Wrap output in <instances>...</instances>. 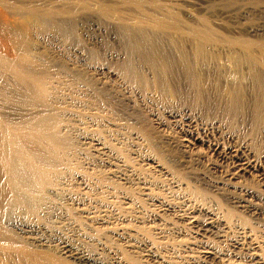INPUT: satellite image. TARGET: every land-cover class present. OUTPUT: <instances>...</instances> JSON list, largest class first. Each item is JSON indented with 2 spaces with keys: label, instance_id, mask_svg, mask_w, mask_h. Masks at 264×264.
<instances>
[{
  "label": "bare ground",
  "instance_id": "bare-ground-1",
  "mask_svg": "<svg viewBox=\"0 0 264 264\" xmlns=\"http://www.w3.org/2000/svg\"><path fill=\"white\" fill-rule=\"evenodd\" d=\"M14 1L20 5L0 0V35L15 53L0 55V95L26 113L16 121L0 115V264H104L101 252L50 240L75 216L95 226L89 241L124 246L115 264H264V226L255 221L264 211L263 23L246 32L213 21V13L240 0L212 8L185 0L205 11L190 22L161 2L150 12L145 0ZM128 1L135 14L126 16L118 4ZM90 10L114 20L109 28L123 50L114 69L75 41L73 14ZM34 30L69 45L82 70L71 68L70 77L45 67L32 54ZM147 95L172 102L168 118L184 127L186 151L206 148L202 191H192L164 162L144 124L134 140L150 154L139 159L135 147L123 148L125 121L112 118L103 102L128 107L140 122L137 99ZM255 176L260 190L244 184ZM145 211H153L152 220ZM138 250L144 255L133 259Z\"/></svg>",
  "mask_w": 264,
  "mask_h": 264
},
{
  "label": "rangeland",
  "instance_id": "rangeland-1",
  "mask_svg": "<svg viewBox=\"0 0 264 264\" xmlns=\"http://www.w3.org/2000/svg\"><path fill=\"white\" fill-rule=\"evenodd\" d=\"M19 1H22L23 3L25 2L24 4H26V0H19ZM106 1H107L106 2L107 5H108V2H110L109 5L112 6V4H113L112 0L111 1L110 0H106ZM129 1H133V0H129ZM129 1L126 2L125 4H120V3L118 4V6L119 5L121 6V7L119 6L121 8L120 9L121 13H123V14L125 13L124 15H126V16H129L131 13H132L131 15L135 14L134 7ZM184 1L185 0H145L144 4H145V6L147 4V6H149L148 8L151 7V9H147L146 8V10H148V11L150 10V12L153 11L152 7H154V5H156L157 3L160 4V2L162 4V5L161 4L160 5L163 6L164 8L169 9V8H173L174 7L175 10H176V8H178V10L180 11L179 18L181 20H183V18H184V21L190 22V21L193 20V18L195 16L202 15L203 12H205L204 10L200 11L199 9H197L198 5H196V6L192 5L193 2H195V3L198 2V3L204 4L202 6L205 7V5H206L208 8H212L213 3H223V2H225L224 0H193L192 3L187 4V2H184ZM251 1L253 2V0H244V2L242 0V3H240L241 2V0H240V1H238L239 3H236L237 7H236V5H234V7L231 6L233 8V10L228 8L227 10H229V9L230 10L229 11H225L226 13H228L230 11L231 12L240 11V13L239 12H235L236 14H234V13L231 14V12H230L228 14L229 15L228 16L224 11L219 10L220 14L218 12H215L217 14L213 13L212 14L213 18L212 19H213V21H215L217 19L219 21V22H217V24L220 23L221 21H223L220 24H222V25L226 24L227 27H228L229 24L233 25V26L237 25V26H239V27L236 26L238 29L240 27L242 29L244 28V31H246V32L247 31L249 32V30L252 27L261 28L262 23H263L262 28H264V4L260 5V6L259 5L256 6L253 3H251ZM255 1H257V0H254V2ZM8 2H10V3L14 2L12 4H16V5L19 4V2L16 3L14 0H12V1L8 0ZM81 2H85V1L83 0ZM174 2H175V4H174ZM245 2H247V3L245 4ZM150 4H151V6H150ZM188 5H191V7L188 6ZM238 5H241L240 6V8H242L241 10L238 7ZM111 6H109V8ZM204 7H203V9H204ZM180 8H182V9H180ZM238 8H239V10H238ZM254 8H256V9L254 10ZM2 9H5V8L2 7ZM2 9H1V11H2ZM196 10H199V11H196ZM249 10H251V12ZM8 11L9 10L4 11V14L6 13V16L10 17L7 14ZM189 12L190 13L192 12L193 15H191L192 13L190 14ZM78 13H79V11H78ZM78 13L75 12V15L73 14V22H72L74 24V31H75L74 38L76 39L75 41L79 42L80 46L82 45L84 47H89L88 49H90L91 51H94V49H95L94 53L96 52V54L99 53V55L101 54L102 56H104V59H105L104 62H106L107 66L110 69H114V67H116V64H118L123 59V50L121 49L120 45L118 44V41L116 40V38H113L112 30L110 31V28H111L110 26L114 22L113 18H110L111 19V22H110L109 21L110 19L104 18V17L99 16V15H96L91 10L90 11H86V13H84V12L83 13L80 12L81 14L80 13L78 14ZM84 14H85V16H84ZM215 15H216V17H215ZM225 15L229 19L226 18ZM256 25H259V27L256 26ZM236 27H233V29L235 28L233 31H236V30L238 31V29ZM231 28H232V26H231ZM229 29H230V27H229ZM38 33L39 32H35V30H34V32L31 35L32 39H30V40L32 41V43L33 42L35 43V44H32L33 45L32 46L33 47L32 51H34V53L32 52V54L33 55L35 54L34 56H36L38 59H39V57H41V59L39 61L40 62L42 61L41 63L43 65L46 62L45 65H44L45 67H46L47 64L50 65L51 67L54 66L53 67L54 69H53V68H51L50 66L47 65L48 67L51 68L52 71L57 69L55 71L59 75L60 74H62V75H70V77H71V74H69V73H70V70L73 69V67H74L75 70H78V69L82 70V67L78 66L79 63L77 62V57L75 56L77 53L73 52V50L71 49V47L69 45L67 46L64 43H61V41L59 39L57 40L56 38H54L55 39L54 40L53 37L50 38L49 35L45 34L46 36H44V34H42L43 35L42 36L41 33H39L40 35H38ZM33 34H34V36H33ZM252 34L253 33L248 34V35L251 36ZM260 34L264 35V30H263V32H260ZM0 37H1L0 38V55L10 56V55L15 54L14 51H13V47H12L11 43L7 42L8 41V40H6L7 38L2 36V35H0ZM2 38H4V40ZM47 58H49V59H47ZM58 60L59 61H61V60L65 61L66 60V62H68L69 66L65 65V67L66 66L69 67V69H68L69 71H67V69H64L65 67L63 68V66H61V69H60V65H57L55 67V65L58 63ZM53 61H55V62L57 61V63H54ZM62 70H64V71H62ZM56 72H54V73H56ZM1 74L2 73H0V75ZM89 74H91L92 77H95V78L98 77V76H95L94 73L92 74L90 72ZM62 75H60V76H62ZM103 77L104 78H106V77L110 78V80L109 79L108 80L111 83H112L111 79L114 80V78H112L111 76H109L107 74L105 76H103ZM103 77H102V79H103ZM1 80H2V77L0 76V89L5 87V85L2 84ZM113 84H115V83H113ZM115 85H116V88H117V86L119 87L117 89H121L119 84L118 85L115 84ZM10 95L12 97V94H10ZM149 97H150V95H147V97L144 98V100L143 99H137V104H138V108L137 109L139 110L138 113H137V116L139 117V121H140V118L142 119L141 120L142 122L141 121L140 122H135V120L133 118L134 115L132 114V111L128 107L127 108L126 107H121L122 108V110H121L120 107L118 108V106H114L113 104H110L109 102L107 103L109 106L106 105L105 102H107V101L104 100L105 102H103V106H104V108H106L105 110L108 111L107 113L110 114V116L112 118H116V120L118 122H120V123H123L125 121L124 122L125 125L123 124V127L120 130L121 136L123 138H124V136H126L125 137L126 140H124L125 138L123 139L125 141V143H126L125 146H123L124 141H122V139H121L123 148H125L126 145H127L128 147L125 148L126 150L127 149L128 150H130V149L133 150V148L135 147L136 150H138L137 153L140 154L138 156L139 159L141 158L140 156L143 157V156H145L147 154H150V153H148L149 149H147L148 146L146 145V143L142 142L143 144H141V143H139V141L134 140V136L137 135V133L135 132L136 131L135 128L140 127V125L142 127L143 126L142 124H144V126L142 128L145 129V127H146L145 130H148L150 132L149 134L151 136H153L155 140H157L156 142H157V145H158V147L160 149V152H161V155H162V157L164 159V162H167L169 167H171L172 169L176 170L177 175L182 179V181L188 183V185L190 186V189L192 191H202L204 189L205 185L203 184V180H201V176H202L201 174H202L203 170H200V169H205V167H206V165L208 163L206 161V159L208 158V153H207L206 148L203 147V146L200 147V145H199V147L194 148V150L191 149L190 151L189 150L186 151V149H184V147H182V144H184V139H185L184 130L182 131V128H184V127H182L180 124H175V123L169 121L170 119L168 118V113L167 112H168V110H170L168 107L172 104V102L169 101V100L162 102V101H159L157 97L153 96L154 98H152V99H150ZM12 98L15 99L16 95L14 94ZM3 99H5V97H1V95H0V115L1 116L5 117V118H7L9 120H15L16 121L17 119H19V117H20V115L22 113H24V112L26 113V111L24 110L25 108L24 107H23L24 109L22 108L23 104H20L17 101L12 100V99H10L8 101V103H6V102L3 101ZM151 100H153V101H151ZM167 103H169V104H167ZM112 106H113V108H112ZM23 110H24V112H23ZM139 115H142V116H139ZM120 119H121V121H120ZM133 120H134V122H133ZM143 120H144V122H143ZM126 125H127V127H126ZM129 133H132V134H129ZM129 142H130V145H129ZM134 143H135V145H134ZM143 153H144V155H143ZM151 153L153 154V152H151ZM155 156H157V155H155ZM189 160H191L192 162L189 161ZM137 161L139 162V160H137ZM257 179L258 178L256 176L253 179H252V177H248L247 180H244V184L246 186L252 187V188L253 187L257 188L258 187V189L260 190L262 188L260 186H258L254 182V180H257ZM262 193L264 194V192H262ZM263 194H262V196H264ZM254 202H257L259 204V201H257V200L254 201ZM221 203H223V205H225L224 202H221ZM224 207L228 208V205H225ZM256 207H259V205H257ZM146 208H148V206ZM148 209H146V210H148ZM148 211H145V213L148 214L149 213ZM150 213L148 215L145 214L146 215L145 217H148V218H146L147 221H150V220L153 219L152 218L153 211H150ZM74 219H76V220H74ZM74 219H73L72 222L63 223L64 225L62 224L63 225V226L61 225L62 227L59 226V228L54 230V232L50 236V240L54 241L55 245H57L58 247L61 246L63 241H69L73 245L78 246V248L81 247L80 249L83 250V251L84 250L86 252L89 251V253H92V252H95V251L101 252L100 254L102 255V258L103 257L105 258L104 259L105 260L104 264H115V263H113V260L116 257H118V256H120L122 254V250L124 249V246L123 247H118L116 244H118L119 241H116V240L115 241L113 240V244H111V245H104V246L101 245L100 246L94 240V239L98 238L97 235H94V239L91 237L92 240H94V241H89L86 238L87 237L86 234L89 235V233L90 234L93 233V228L95 226L93 224L89 223V221H86L84 218L82 220V217H79V216L76 217L75 216ZM255 221H257V223H259L260 226H264V211L261 212V215H259L258 218ZM98 248H100L101 251L98 250ZM143 255L144 254L141 251H139V250L137 252L131 254L133 259H139L140 256H143ZM194 255H197V254L195 253ZM129 257L130 256H127L128 259H130ZM192 264H203V263H192Z\"/></svg>",
  "mask_w": 264,
  "mask_h": 264
}]
</instances>
